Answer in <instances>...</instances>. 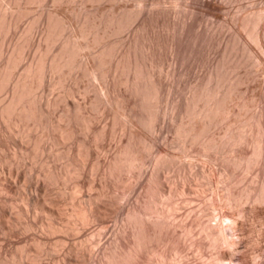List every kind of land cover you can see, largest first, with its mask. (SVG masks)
<instances>
[{"label": "rangeland", "instance_id": "obj_1", "mask_svg": "<svg viewBox=\"0 0 264 264\" xmlns=\"http://www.w3.org/2000/svg\"><path fill=\"white\" fill-rule=\"evenodd\" d=\"M31 2L0 3L1 100L41 80L0 100V264H264V0Z\"/></svg>", "mask_w": 264, "mask_h": 264}, {"label": "bare ground", "instance_id": "obj_2", "mask_svg": "<svg viewBox=\"0 0 264 264\" xmlns=\"http://www.w3.org/2000/svg\"><path fill=\"white\" fill-rule=\"evenodd\" d=\"M3 1H5V0H3ZM14 1H15V0H14ZM21 1H22V0H21ZM23 1H24V0H23ZM26 1H28V0H26ZM31 1H32V0H30V3H32ZM39 1H40V0H39ZM1 2H2V0H1ZM1 2H0V3H1ZM7 2H8V1H7ZM8 3H9V2H8ZM27 3H28V2H27ZM9 4H10V3H9ZM0 5H3V4H0ZM4 5H5V3H4ZM6 6H7V4H6ZM2 7H3V6H2ZM4 8H5V6H4ZM7 8H8V7H7ZM10 8H11V6H10ZM10 8H8V9H10ZM12 10H13V9H12ZM3 11H4V10H3ZM5 11H6V10H5ZM10 11H11V10H10ZM13 11H14V10H13ZM1 12H2V11H1ZM6 12H7V11H6ZM9 13H10V12H9ZM10 14H11V13H10ZM55 14H56V13H55ZM55 14H54V15H55ZM113 14H115V13H113ZM1 15H2V14H1ZM6 15H7V13H6ZM51 15H53V14H51ZM51 15H50V16H51ZM54 15H53V16H54ZM57 15H58V14H56L55 16H57ZM87 15H88V14H87ZM87 15H86V16H87ZM109 15H110V14H109ZM10 16H12V15H10ZM55 16H54V17H55ZM89 16H90V15H89ZM107 16H108V15H107ZM112 16H113V15H112ZM116 16H117V15H116ZM54 17H53V18H54ZM120 17H121V16H120ZM0 18H1V16H0ZM4 18L7 19V18H10V17H4ZM50 18H52V17H50ZM112 18H113V17H112ZM118 18H119V17H118ZM122 18H123V17H122ZM1 19H3V18H1ZM1 19H0V21H2ZM6 19H5V20H6ZM14 19H16V18H14ZM48 19H49V18H48ZM56 19H57V18H56ZM90 19H91V18H90ZM92 19H93V17H92ZM109 19H110V18H108V19H106V20H109ZM114 19H116V18H114ZM53 20L55 21V18H54ZM59 20H60V19H59ZM59 20H56V22L59 21ZM62 20H63V19H62ZM95 20H96V19H95ZM95 20H94V21H95ZM48 21H49V20H48ZM88 21H89V20H88ZM103 21H104V20H103ZM109 21H110V20H109ZM111 21H113V20H111ZM115 21L117 22V20H115ZM121 21H122V20H121ZM123 21H124V20H123ZM7 22H8V21H7ZM7 22H6V23H7ZM11 22H13V21H10V22H9L10 25H11ZM15 22H16V21H15ZM83 22H84V21H83ZM91 22H92V21H91ZM91 22H90V23H91ZM101 22H102V20H101ZM2 23H3V22H2ZM6 23H5V26H6ZM9 23H7V24H9ZM52 23H53V21H52ZM84 23H85V22H84ZM0 24H1V23H0ZM53 24H55V22H54ZM57 24H58V23H57ZM85 24L88 26L87 23H85ZM91 24H92V23H91ZM93 24L95 25V22H93ZM99 24H100V22H99ZM106 24H107V23H106ZM111 24H112V23H111ZM2 25H3V24H2ZM12 25H13V24H12ZM12 25H11V26H12ZM14 25H15V23H14ZM49 25H50V24H49ZM81 25L84 26V24H82V23H81ZM86 25H85V26H86ZM94 25H93V26H94ZM101 25H102V24H101ZM107 25H109V24H107ZM255 25H256V24H255ZM7 26H8V25H7ZM56 26H57V25H55V27H56ZM60 26H61V25H60ZM64 26H65V25H64ZM85 26H84V27H85ZM95 26H97V25H95ZM99 26H100V25H99ZM103 26H104V25H103ZM113 26H114V24H113ZM115 26H116V24H115ZM117 26H118V25H117ZM117 26H116V27H117ZM0 27H1V25H0ZM8 27H9V26H8ZM47 27H49V26H47ZM52 27H53V26H52ZM80 27H81V26H80ZM107 27H108V26H107ZM5 28H6V27H5ZM50 28H51V26H50ZM50 28H49V30H50ZM57 28H58V27H57ZM93 28H94V27H93ZM95 28H96V27H95ZM105 28H106V27H105ZM110 28H111V27H110ZM112 28H115V27H112ZM119 28H120V27H119ZM1 29L3 30L4 27L2 26ZM11 29H12V28H11ZM51 29L53 30L54 28H51ZM55 29H56V28H55ZM64 29H65V27H64ZM80 29H81V28H80ZM86 29H90V28H86ZM96 29H97V28H96ZM106 29H107V28H106ZM106 29H105V30H106ZM253 29H254V28H253ZM49 30L47 29V32H48ZM65 30H66V29H65ZM82 30H83V29H82ZM82 30L80 31L81 34H82ZM10 31H11V30H9V32H10ZM63 31H64V30H63ZM87 31H88V30H86V32H85L86 34H88V33L90 34V33H91V31H90V32L88 31V33H87ZM103 31H104V30H103ZM115 31H116V30H115ZM115 31H113V32H115ZM4 32H5V31H4ZM7 32H8V31H7ZM50 32H51V31H50ZM52 32H54V31H52ZM56 32H57V31H56ZM61 32H62V31H61ZM94 32H95V31H94ZM97 32H98V30H97ZM100 32H101V31H100ZM106 32H107V31H106ZM113 32H112V33H113ZM117 32H118V31H117ZM62 33H64V32H62ZM66 33H67V32H66ZM74 33H75V32H74ZM101 33H103V32H101ZM107 33H108V32H107ZM109 33H110V32H109ZM1 34L3 35L4 33H1ZM5 34H7V33L5 32ZM50 34H51V33H50ZM57 34H58V33H57ZM81 34H80V35H81ZM94 34H95V33H94ZM96 34H100V33H96ZM103 34H105V33H103ZM46 35H49V34L46 33V34H45V37H46ZM55 35H56V34H55ZM55 35H54V36H55ZM59 35H60V31H59ZM59 35H58V37H59ZM61 35H62V34H61ZM61 35H60V37H61ZM82 35H84V34H82ZM69 36H70V35H69ZM71 36H73V35H71ZM86 36H87V35H86ZM86 36H84V37H85V38H88V37H86ZM88 36H89V35H88ZM91 36H93V35H91ZM100 36L103 37V35H100ZM5 37H6V36H5ZM50 37H51V35H50ZM56 37H57V36H56ZM76 37H77V36H76ZM76 37H75V38H76ZM1 38L3 39L4 37H1ZM1 38H0V39H1ZM73 38H74V37H72V39H73ZM80 38H81V37H80ZM91 38H92V37H91ZM98 38H99V36H98ZM98 38L95 37V39L97 40V42H98ZM256 38H257V37H256ZM47 39H48V36H47ZM51 39H52V38H51ZM60 39H61V38H60ZM60 39H59V40H60ZM62 39H64V38H62ZM65 39H66V38H65ZM68 39H69V37H68ZM77 39H79V38H77ZM77 39H76V40H77ZM82 39H83V41L85 40V39L83 38V36H82ZM82 39H81V40H82ZM95 39H94V40H95ZM56 40H57V39H56ZM73 40H74V39H73ZM90 40H91V39H90ZM99 40H100V38H99ZM257 40H258V39H257ZM0 41L2 42V40H0ZM3 41H4V40H3ZM48 41H50V38H49ZM61 41H62V40H61ZM63 41H64V40H63ZM63 41L60 42V44L63 43ZM86 41H87V39H86ZM91 41H92V40H91ZM45 42H46V41H45ZM51 42H52V40H51ZM51 42H50V43H51ZM57 42H58V41H57ZM57 42H55V44H56ZM67 42H68V41H67ZM69 42H70V41H69ZM73 42H75V41H73ZM97 42H96V43H97ZM3 43H6V44H7V42H3ZM53 43H54V42H53ZM53 43H51V45H52ZM71 43H72V42H71ZM75 43H77V42H75ZM75 43H74V44H75ZM80 43H81V41H80ZM85 43H86V42H85ZM68 44L70 45V43H68ZM74 44H72V47H71V48H73V49H70V50H71V51L73 50V52H78V51H80V50L77 51V49L79 48V46L77 47V46H75ZM88 44H89V42H88ZM91 44H92V43H91ZM8 45H9V44H8ZM8 45H7V46H8ZM23 45H25V44H23ZM46 45L48 46V43H47ZM49 45H50V44H49ZM66 45H67V44H66ZM92 45H93V44H92ZM0 46H1V45H0ZM25 46H26V45H25ZM25 46H24V47H25ZM61 46H62V45H61ZM63 46H64V44H63ZM84 46H86V45H84ZM22 47H23V46H22ZM68 47H69V46H68ZM76 47H77V48H76ZM81 47H82V46H81ZM6 48H8V47H6ZM50 48H51V46H50ZM61 48H62V47H61ZM0 49H1V48H0ZM2 49H4L3 46H2ZM2 49H1V50H2ZM22 49L24 50V48H22ZM46 49H49V48L46 47ZM63 49H64V48H63ZM66 49H67V48H66ZM86 49H87V48H86ZM5 50H6V49H5ZM5 50H4V51H5ZM50 50H51V49H50ZM58 50H59V49H58ZM74 50H75V51H74ZM103 50H104V49H103ZM103 50H102V51H103ZM109 50H110V49H108V51H109ZM8 51H10V50H8ZM8 51H7V52L5 51V52L8 53ZM46 51H47V50H46ZM51 51H52V50H51ZM51 51H50L49 54H51ZM60 51H61V50H60ZM60 51H59V52H60ZM62 51H63V50H62ZM83 51H84V49H83ZM83 51H82V52H83ZM108 51H106V52H108ZM12 52H13V51H12ZM21 52H22V51L20 50L19 53H21ZM48 52H49V50H48ZM48 52H47V53H48ZM66 52H67V51H66ZM66 52H65V53H66ZM73 52H72V53H73ZM80 52H81V51H80ZM104 52H105V50H104ZM0 53L2 54V53H4V52H0ZM14 53H15V51H14ZM19 53H18V54H19ZM23 53H24V52H23ZM23 53H22V54H23ZM44 53H45V50H44ZM52 53H53V51H52ZM1 54H0V57H1ZM9 54H10V52H9ZM16 54H17V53H16ZM18 54H17V55H18ZM22 54H21V55H22ZM59 54H60V57H61V53H59ZM69 54H70V53H68V55H69ZM102 54H103V56H104L105 53H100V55H102ZM10 55H11V56H14V55H12V54H10ZM17 55H16V56H17ZM21 55H20V57H21V59H23L24 54H23V56H21ZM42 55H45V54H43V52H42V53H41V56H42ZM52 55H53V54H52ZM54 55H56V54H54ZM62 55L65 57L64 52L62 53ZM68 55H67L66 57H68ZM73 55H74V53H73ZM78 55H79V54H78ZM100 55H99V56H100ZM11 56H10V57H11ZM41 56H39V57H40L39 60H38L39 62H40ZM46 56H49V55L46 54ZM46 56H45V58H46ZM58 56H59V55H58ZM70 56H71V55H70ZM70 56H69V57H70ZM105 56H106V55H105ZM8 57H9V56H8ZM17 57H19V55H18ZM42 57H43V56H42ZM52 57H53V56H52ZM56 57H57V56H56ZM4 58H5V57H4ZM6 58H7V57H6ZM6 58H5V59H6ZM12 58H13V59H12L13 62H12V64H10V65H14L13 63H16V64H17V62H19V61H17V60H14V59H16L15 56L12 57ZM45 58H44V57L42 58V61L44 62V63L41 62L42 64H45L47 61H48V62L51 61V60H50V61L47 60L48 58L46 59L47 61H44L43 59H45ZM50 58H51V57H50ZM50 58H49V59H50ZM54 58H55V56L53 57V59H54ZM57 58H58V57H57ZM72 58H73V57H72ZM75 58H76V56H75ZM97 58H98V57H97ZM102 58H103V57H102ZM7 59H9V58H7ZM21 59H20V61H21ZM61 59H63V58H61ZM70 59H71V58H70ZM0 60H3V61H4L3 58L0 59ZM9 60H10V59H9ZM12 60H10V61H12ZM55 60H56V58H55ZM55 60H54V61H55ZM64 60H65V58H64ZM66 60H67V59H66ZM66 60H65V61H66ZM73 60H74V58H73ZM75 60H76V59H75ZM77 60H78V58H77ZM79 60H80V59H79ZM102 60H103V59H102ZM104 60H105V59H104ZM15 61H17V62H15ZM70 61H72V59H71ZM0 62H1V61H0ZM7 62L9 63V61H7ZM21 62H22V61H21ZM31 62H32V60H31ZM33 62H34V61H33ZM33 62H32V63H33ZM39 62H38V67H39V66L42 67V65H40ZM52 62H53V61H52ZM63 62H64L63 60H60V59L58 58V60H56V62H54L55 65H54L53 67H54V68H57L56 70H58V69H59V66H60ZM72 62H73V61H72ZM76 62H77V61H76ZM80 62H81V61H80ZM101 62H102V61H101ZM3 63H4V62H3ZM8 63H7V64H8ZM29 63H30V62H29ZM29 63H27V64H29ZM50 63H51V62H50ZM68 63L70 64L71 62H68ZM68 63H66L67 66H68ZM102 63H103V62H102ZM18 64L20 65V62H19ZM27 64H26V67H28ZM30 64H31V63H30ZM33 64H35V63H33ZM36 64H37V63H36ZM66 64H63V65H64L67 69H69L70 67L68 68V67L66 66ZM71 64H72V63H71ZM71 64H70V66H71ZM0 65H1V64H0ZM10 65H9L8 67H10ZM45 65H51V66H49L50 69H51V67H52L53 64H52V63H51V64L46 63ZM73 65H74V64H73ZM76 65H78V64H76ZM100 65H102V64L100 63V64L97 65V66L99 67ZM16 66H17V68H18V65H16ZM16 66L14 65V66H12L10 69H11V70H14V69H12V68H16ZM64 66H63V67L61 66V67H62V68H65ZM74 66H75V65H74ZM78 66H79V65H78ZM8 67H7V68H8ZM24 67H25V65H24ZM36 67H37V66H36ZM36 67H35V68H36ZM38 67H37V68H38ZM41 67H40V68H41ZM43 67H44V68H43L44 71L41 70L40 68H39V69H40L39 71H37L38 69L36 70L37 73H38V75H39L40 73H42V75H43V72L46 73L45 71H47V69H45V68H46L45 66H43ZM47 67H48V66H47ZM53 67H52L51 70H53ZM71 67H72V66H71ZM75 67H76V66H75ZM1 68H2V67H1ZM1 68H0V86H1V87H0V91L2 90V85L4 86V83H6L7 81H9V80L11 79V76H12V74H11L12 72H10L11 70H10V69H9L10 71L7 70L8 77H6V78H8V79H7V80L5 79V82H4V78H5L4 75L6 76V74H3V73H4V69L6 68V66H5L4 69H3V68L1 69ZM33 68H34V66H33ZM35 68H34V69H35ZM62 68H61V69H62ZM66 68H65V69H66ZM65 69H64V70H65ZM74 69H75V68H74ZM74 69H73V70H74ZM26 70H28L29 72L27 71L28 74H24V75H25V78H26V75H27V76L29 75L30 77H32V76H36V74H35V75H30V74L32 73V65H30V66L28 67V69H26ZM26 70H25V72H24V70H23V73H26ZM48 70H49V69H48ZM2 71H3V73H2ZM34 71H35V70H34ZM40 71H43V72H40ZM59 71H60V69H59ZM59 71H57V72H59ZM61 71H62V70H61ZM71 71H72V70H71ZM87 71H88V70H86V72H87ZM16 72H18V69H17ZM19 72H20V71H19ZM47 72H48V71H47ZM51 72H53V71H51ZM54 72H56V71H54ZM54 72H53V73H54ZM57 72H56V73H57ZM89 72H90V71H89ZM139 72H140V71H139ZM5 73H6V71H5ZM14 73H15V72H14ZM34 73H36V72H34ZM56 73H55V74H56ZM63 73H66V71L63 72ZM67 73H68V72H67ZM69 73H70V72H69ZM2 74H3V75H2ZM9 74H11V75H9ZM17 74H18V73H17ZM20 74H21V72H20ZM32 74H33V73H32ZM47 74H49V72H48ZM60 74H62V72H61ZM88 74H89V73H88ZM90 74H92V73H90ZM140 74H141V72H140ZM136 75H138V74H136ZM29 76H28V77H29ZM46 76H47V75H46ZM61 76L63 77V74H62ZM65 76H66V74H65ZM20 77H22V78H20ZM20 77L17 76L18 80H19V79H22V80H21L22 82H23V80L26 81V82L28 81V80H27L28 77H27V79L23 78L24 76H22V75H21ZM36 77H37V76H36ZM41 77H42V76H41ZM43 77H45V76L43 75ZM136 77H137V76H136ZM138 77H139V76H138ZM2 78H3V83H1ZM12 78H14V77L12 76ZM39 78H40V77H39ZM31 79H32V78H31ZM33 79H34V78H33ZM40 79H41V78H40ZM144 79H145V78H144ZM13 80H14V79H12L11 81H13ZM18 80H16V82L13 81V82H15L14 84L11 82L14 86L10 87V86L8 85L10 88L13 89V91H12L13 94L11 93L12 96L10 95L11 98L9 97L10 100H8V102H7L6 104L3 103L5 100L2 101V100H1V99H2V96H0L1 103H3V106H4V107L2 106L3 109H2L1 117H2L3 115H5V119H6V116H7V115L9 116V115L12 114L13 112H14V113L16 112V114H17V113L19 114V111H18V110H17L18 112L15 111L16 108H17L16 106H18V104H20L21 101L24 100V98L26 99V97H27L28 94L30 95V93L33 91L34 87L37 88V87H39L40 84H41V80H40V81H39L40 84L37 85V87H36V84H38V82H37L36 79H34L37 83L35 82V84H33L34 82H33V80H31L33 85L30 83L31 85L28 84V86H27V83H29V82H27V83H26V82H23V83L21 82V83H19V82H17ZM42 80L44 81V79H42ZM141 80H142V79H141ZM29 81H30V79H29ZM136 81H139V79H138V80L136 79ZM142 81H143V80H142ZM221 81H222V80H220V82H221ZM146 82H147V81H146ZM153 82H154V81H153ZM11 83H10V84H11ZM137 83H139V82H137ZM147 83H148V82H147ZM217 83H219V82H217ZM221 83H222V82H221ZM7 84H8V83H6V85H7ZM141 84H142V83H141ZM143 84H144V83H143ZM154 84H155V83H154ZM207 84H208V83H207ZM209 84H210V83H209ZM151 85H152V84H151ZM135 86L138 87V85H136V84H135ZM139 86H140V85H139ZM211 86H213V85L210 84V87H211ZM215 86H216V83L214 84V87H215ZM218 86H219V85H218ZM40 87H41V86H40ZM40 87H39V88H40ZM151 87H152V86H151ZM210 87H209V88H210ZM6 88H8V87L6 86ZM139 88H140V87H139ZM141 88H142V87H141ZM144 88H145V87H144ZM157 88H158V86H157ZM157 88H156V89H157ZM149 89H150V87H149ZM202 89H203V88H202ZM213 89H214V88H213ZM213 89H212V90H213ZM3 90L5 91L6 89L3 88ZM7 90H8V89H7ZM35 90H36V89H35ZM35 90H34V92H36ZM140 90H141V89H140ZM146 90H147V87H146ZM150 90H151V89H150ZM150 90H149V93L151 92ZM153 90H154V88H153ZM205 90H207V89L205 88ZM217 90H218V87H217ZM217 90H216V91H217ZM219 90H221V88H220ZM219 90H218V91H219ZM4 91H3V93H4ZM38 91H39V90H38ZM147 91H148V90H147ZM208 91H209V90H208ZM142 92H143V91H142ZM155 92H158V91L156 90ZM155 92H154V93H155ZM0 93H1L2 95H5V94H6V92H5L4 94H3L2 92H0ZM36 93H37V92H36ZM38 93H39V92H38ZM144 93H145V92H144ZM210 93H211V92H210ZM210 93H209V94H210ZM7 94H8V93H7ZM31 94H32V93H31ZM198 94H199V93H198ZM198 94H197V95H198ZM206 94H207V93H206ZM213 94H215V92H214ZM217 94H218V93H217ZM225 94H226V93H225ZM228 94H229V93H228ZM228 94H226V95H228ZM29 95H28V97H29ZM35 95L38 96V94H35ZM39 95H40V94H39ZM41 95H42V94H41ZM41 95H40V97H41ZM146 95H147V94H146ZM149 95H151V94H149ZM152 95H154V94H152ZM155 95H156V94H155ZM200 95H201V94H200ZM219 95H221V94H219ZM5 96H7V95H5ZM5 96H4V97H5ZM33 96H34V93H33ZM144 96H145V95H144ZM195 96H196V95H195ZM195 96H194V97H195ZM205 96H207V95H205ZM214 96H215V95H214ZM221 96H223V95H221ZM4 97H3V99H4ZM7 97H8V96H7ZM7 97H5V98H7ZM28 97H27V98H28ZM34 97H35V96H34ZM34 97H33V98H34ZM40 97H39V98H40ZM149 97H151V96H149ZM154 97H155V96H154ZM210 97H211V96H210ZM212 97H213V96H212ZM215 97H216V96H215ZM223 97H224V96H223ZM223 97H222V98H223ZM33 98H32V99H33ZM41 98H42V97H41ZM145 98H147V97H145ZM145 98H144V99H145ZM195 98H197V97H195ZM30 99H31V96H30ZM32 99H31V100H32ZM154 99H155V98H154ZM193 99H194V98H193ZM218 99H219V101H220L221 98H218ZM6 100H7V99H6ZM31 100H30V101H31ZM36 100H37V99H36ZM145 100H147V99H145ZM145 100H144V101H145ZM148 100H149V99H148ZM197 100H198V98H197ZM197 100H196V101H197ZM215 100H217V99H215ZM221 100H222V99H221ZM32 101H34V100H32ZM32 101H31V104H32ZM39 101H41V99H40ZM142 101H143V100H142ZM149 101H150V100H149ZM154 101H155V100H154ZM190 101H192V100H190ZM194 101H195V100H194ZM196 101H195V102H196ZM213 101H214V100H213V98H212V101H209V102H213ZM5 102H6V101H5ZM23 102H24V101H23ZM25 102L27 103V100H26ZM150 102H151V101H150ZM195 102H194V103H195ZM206 102H207V105H208L209 103H208L207 100H206ZM216 102H217V101H216ZM222 102H223V101H222ZM28 103H29V102H28ZM33 103H35V102H33ZM142 103H143V102H142ZM146 103H147V102H146ZM151 103H152V102H151ZM214 103H215V101H214ZM22 104H23V103H21L20 105H22ZM24 104H25V103H24ZM24 104H23L22 107H24ZM39 104H40V103H39ZM204 104H205V103H204ZM217 104H219V103L217 102ZM217 104H216V105H217ZM25 105H26V104H25ZM29 105H30V104H29ZM145 105H147V104H145ZM216 105H215V106H216ZM0 106H1V104H0ZM26 106H27V105H26ZM30 106H31V105H30ZM30 106H29V107H30ZM32 106H33V104H32ZM32 106H31V107H32ZM39 106H40V105H39ZM191 106H192V105H191ZM195 106H196V105H195ZM213 106H214V105H213ZM213 106H212V108H213ZM19 107H20V106H19ZM19 107H18V108H19ZM27 107H28V106H27ZM27 107H26L25 109H28V111H30V114H31V110H35L38 106H37V107H34L35 109H32L33 107H32V108L30 107L31 110H29L30 108H27ZM209 107H210V106H209ZM0 108H1V107H0ZM38 108L40 109V107H38ZM38 108H37L36 112L38 111ZM144 108H145V107H144ZM146 108H147V107H146ZM204 108H205V107H204ZM207 108H208V107H206V109H207ZM210 108H211V107H210ZM210 108H209V109H210ZM20 109H21V108H20ZM20 109H19V110H20ZM190 109H191L190 112H192V110L194 111V107H193V108L190 107ZM213 109H214V108H213ZM215 109H216V108H215ZM215 109H214V110H215ZM217 109H218V108H217ZM21 110H22V109H21ZM21 110H20V111H21ZM24 111H26V110H24ZM40 111H41V110H40ZM209 111H213V110L211 109V110H209ZM209 111H207V112L209 113ZM6 112H8L7 115H6ZM36 112L34 113L35 115L37 114ZM188 112H189V111H187V113H188ZM195 112H196V111H195ZM207 112H206V113H207ZM217 112H219V110H218ZM217 112H216V114H217ZM4 113H5V114H4ZM22 113H23L22 117L24 118V114H25V112H22ZM22 113H21V114H22ZM28 113H29V112H28ZM38 113H39V112H38ZM203 113H204V111H203ZM206 113H205V114H206ZM212 113H214V112H212ZM212 113L210 112V114H212ZM34 114H33V116H34ZM40 114H41V112H40ZM40 114H39V116H41ZM191 114H192V113H191ZM191 114H189V115H191ZM194 114H195V113H194ZM210 114H209V115H210ZM214 114H215V113H214ZM216 114H215V116H216ZM12 115H13V114H12ZM26 115H27V114H26ZM187 115H188V114H187ZM189 115H188V116H189ZM206 115L209 116L208 114H206ZM206 115H205V116H206ZM10 116H11V115H10ZM29 116H30V115H29ZM29 116H27V117H29ZM31 116H32V115H31ZM37 116H38V115H37ZM39 116H38V117H39ZM202 116H203V115H202ZM207 116H206V117H207ZM17 117H18V116H17ZM17 117H16V118H17ZM25 117H26V116H25ZM27 117H26V119H27ZM35 117H36V116H35ZM189 117H190V116H189ZM200 117H201V114H200ZM200 117H199V118H200ZM210 117H212V116H210ZM9 118H10V117H9ZM9 118L6 119L7 122H8V119H9ZM14 118H15V117H14ZM16 118H15V119H16ZM19 118H20V117H19ZM19 118H18V119H19ZM29 118L31 119V117H29ZM29 118H28V119H29ZM207 118H208V117H207ZM214 118H215V117H214ZM2 119H3V117H2ZM5 119H4V120H5ZM11 119H12V118H11ZM15 119H14V121H15ZM28 119H27V120H28ZM36 119H37V117H36ZM191 119H194V118H191ZM209 119H211V118H209ZM23 120H24V119H23ZM207 120H208V119H206V121H207ZM2 121H3V120H2ZM10 121H12V120H10ZM20 121H21V120H20ZM202 121H204V120L202 119ZM3 122H4V121H3ZM16 122H17V121H16ZM188 122H189V121H188ZM192 122H193V121H192ZM207 122H209V121H207ZM207 122H206V123H207ZM5 123H6V122H5ZM10 123H11V122H10ZM14 123H15V122H14ZM14 123H12V124L14 125ZM6 124H7V123H6ZM6 124H5V125H6ZM182 124H183V123H182ZM185 124H186V123H185ZM192 124H193V123H192ZM202 124H203V123H202ZM10 125H11V124H10ZM186 125H188V124H186ZM186 125H185V126H186ZM7 126H9V124H8ZM180 126H181V125H180ZM190 126H191V125H190ZM6 128H7V127H6ZM8 128H9V127H8ZM185 128H186V127H185ZM185 128H184V130H185ZM188 128H189V125H188ZM188 128H187V130H188ZM207 128H208V127H207ZM11 129H13V128H11ZM191 129H192V128H191ZM201 129H202V128H201ZM7 130H8V129H7ZM189 130H190V129H189ZM204 130H206V128H204ZM12 131L15 132L14 130H12ZM182 131H183V130H182ZM182 131H180V132H182ZM197 131H198V130H197ZM201 132H202V131H201ZM201 132H200V133H201ZM204 132H205V131H204ZM9 133H10V132H9ZM187 133H188V131H187ZM11 134H12V133H10L9 136H11ZM184 134H186V133H184ZM184 134H183V135H184ZM188 134H189V133H188ZM194 134H195V133H194ZM196 134H197V133H196ZM229 134H230V133H229ZM186 135H187V134H186ZM202 135H204V134L202 133ZM15 136H16V134H15ZM190 136H191V135H190ZM199 136H200V135H199ZM226 136H227V135H226ZM231 136H232V134H231ZM231 136H229V137H231ZM186 137H187V136H186ZM195 137H196V136H195ZM201 137H202V136H201ZM229 137H228V140H229ZM232 137H234V136H232ZM237 137H240V136H237ZM12 138H13V137H12ZM189 138H190V137H189ZM198 138H199V137H198ZM236 139L239 140L240 138H236ZM14 140H15V138H14ZM230 140H231V139H230ZM238 140H237V141H238ZM12 141H13V140H11V142H12ZM15 141H16V140H15ZM15 141H14V142H15ZM207 141H208V140H207ZM211 141H212V140H211ZM237 141H235V142H237ZM239 141H241V140H239ZM257 141H258V140H257ZM257 141H256V142H257ZM14 142H13V143H14ZM212 142H213V141H212ZM258 143H259V142H258ZM260 143H261V142H260ZM260 143H259V144H260ZM205 144H206V143H205ZM205 144H204V145H205ZM11 145H12V143H11ZM206 146H207V145H206ZM255 146H257V145L255 144ZM260 146H261V145H260ZM2 147H3V146H2ZM13 147H14V146H13ZM261 147H262V146H261ZM0 148H1V147H0ZM10 148H11V147H10ZM204 148H205V147H204ZM208 148H209V147H208ZM257 148H258V146H257ZM12 149H13V148H12ZM14 149H15V148H14ZM205 149H206V148H205ZM1 150H2V149H1ZM15 150H16V149H15ZM206 150H208V149H206ZM254 150H255V153H254V154H256L257 151L260 150V148H259L258 150H257L256 148H254ZM2 151H5V150L3 149ZM2 151H1V152H2ZM10 151H11V149H10ZM13 151H14V150H13ZM15 152H16V151H15ZM260 152H261V151H260ZM10 154H11V153H10ZM256 155H257V154H256ZM11 157H12V154H11ZM11 157H10V158H11ZM0 158H1V157H0ZM10 158H9V161H10ZM12 158H13V157H12ZM1 160H2V159H1ZM6 160H8V158L5 159L4 161H6ZM12 160H13V159H12ZM4 161H3V162H4ZM9 161H7L6 163H9ZM14 161L16 162V160H14ZM11 162H12V161H11ZM11 162H10V163H11ZM6 163H5V164H6ZM12 163H13V162H12ZM0 164H1V163H0ZM5 164H4V165H5ZM15 164H16V163H15ZM2 165H3V164H1V166H2ZM8 166H9V165H8ZM10 168H11V170L14 169V168H12V167H10ZM6 169H7V167H6ZM8 169H9V168H8ZM11 170L9 169L10 172H8V173H10V174H9V175H10L9 177L12 178V177H14V176H13L14 174H12L13 171H12V173H11ZM4 171H5V169H4ZM14 171H15V170H14ZM0 172H1V171H0ZM15 172H16V171H15ZM15 172H14V173H15ZM4 174H5V173H4ZM0 175H1V174H0ZM7 175H8V174H7ZM1 176H2V175H1ZM1 176H0V177H1ZM2 177H4V175H3ZM2 177H1V178H2ZM5 178H7V177H5ZM5 180H6V179H5ZM7 180H9V179H7ZM11 180H12V179H11ZM13 180H14V178H13ZM13 180H12V183L14 184L15 182H14ZM2 181H3V179H2ZM2 181H1V183H2ZM15 181H16V179H15ZM5 183H6V181H5ZM9 184H10V183H9ZM1 185H2V184H1ZM1 185H0V186H1ZM6 186H7V185H6ZM14 186H15V185H14ZM0 188H1V187H0ZM5 188H6V187H5ZM5 188H4V189H5ZM4 189H3V190H4ZM10 189H11V188H10ZM14 189H15V188H14ZM11 190H12V189H11ZM0 191H2V189H1ZM7 191H8V190H6L5 192H7ZM15 191H16V190H15ZM8 192H9V191H8ZM14 193H15V192H14ZM1 194H2V193H1ZM9 194H10V193H9ZM9 194H7V197H9V196H8ZM2 195H3V194H2ZM5 195H6V194H5ZM11 195H12V194H11ZM0 196H1V195H0ZM1 197H2V196H1ZM1 197H0V198H1ZM13 197H15V195H13ZM5 198H6V197H5ZM11 198H12V197H11ZM11 198H10V200H11ZM15 198H16V197H15ZM1 199H3V198H1ZM1 199H0V200H1ZM12 199H13V198H12ZM6 200H7V199H6ZM6 200H5V201H6ZM10 200H9V201H10ZM5 201H2L1 204H2L3 202L6 203ZM7 201H8V200H7ZM12 202H13V201H12ZM15 202H16V199H15ZM15 202H13V203H15ZM4 203H3V204H4ZM8 203H9V202H8ZM8 203H7V204H8ZM13 203H12V204H13ZM7 204H4V206L2 205L3 208L5 207V208L7 209V207H6V206H8ZM9 204H11V203H9ZM5 205H6V206H5ZM2 206H1V207H2ZM10 206H13V205H10ZM10 208H11V207H10ZM14 208H16V203H15V207H14ZM8 209H9V208H8ZM12 209H13V207H12ZM4 211H6V210H4ZM12 211H13V210H12ZM0 213H1V211H0ZM2 213H3V212H2ZM2 213H1V214H2ZM4 214H5V213H4ZM0 216H1V215H0ZM6 216H7V215H6ZM0 218H1V217H0ZM2 218H3V216H2ZM2 218H1V219H2ZM7 218H8V216H7ZM229 218H230V217H229ZM3 220H6V219H5V216H4V219H3ZM7 220H8V219H7ZM7 220H6V221H7ZM8 221H10V220H8ZM232 221H233V220H232ZM8 223H9V222H8ZM8 223H6V226H7ZM14 223H16V222H14ZM14 223H13V224H14ZM0 224H1V223H0ZM13 224H12V225H13ZM1 225H2V224H1ZM15 225H16V224H15ZM10 226H11V225H10ZM10 226H9V227H10ZM13 226H14V225H13ZM9 227H8V229H9ZM223 227H224V226H223ZM2 228H3V227H2ZM12 228H13V227H11V229H12ZM224 228H227V227H224ZM0 230H1V229H0ZM2 231H3V232H6L7 230H6V231L2 230ZM222 231H223V230L219 231V233L222 232ZM7 233H8V232H7ZM213 233H214V232H213ZM217 233H218V232H217ZM219 233H218V234H219ZM223 233H224V232H223ZM223 233H221V235H222ZM225 233H226V232H225ZM213 235H214V234H213ZM224 235H225V234H224ZM215 236H216V235H215ZM217 236H218V235H217ZM222 236H223V235H222ZM231 236H232V235H231ZM213 238H214V237H213ZM219 238H221V236H219L218 239H219ZM218 239H215V241L218 240ZM114 246H115V245H114ZM0 247H1V246H0ZM111 247H112V246H111ZM116 247H117V246H116ZM114 249H115V247H114ZM116 249H117V248H116ZM110 251H111V250H110ZM117 251H118V249H117ZM117 251H116V252L114 251L115 253H113V255H115V254L118 255V254H117ZM111 252H112V251H111ZM111 252H110V253H111ZM110 253H109V255H110ZM119 253H120V252H119ZM105 255H106V254H105ZM111 255H112V254H111ZM106 256H107L108 258H110L108 255H106ZM106 256H105V257H106ZM118 256H119V255H118ZM116 257H117V256H116ZM116 257H114V258H116ZM121 257H122V256H121ZM13 258H14V255H13ZM15 258H16V257H15ZM111 258H112V256H111ZM118 259H119V258H118ZM122 259H123V257H122ZM10 260H11V259H10ZM12 260H14V259H12ZM106 260H107V259H106ZM109 260H111V259H109ZM114 260H115V259H114ZM124 260H125V259H124ZM14 261H15V260H14ZM107 261H108V260H107ZM111 261H112V260H111ZM111 261H110V262H111ZM2 262H3V261H2ZM2 262H1V264H2ZM12 262H13V261H12ZM118 262H119V261H118ZM14 263L16 264V262H14ZM107 263H108V262H107ZM111 263L113 264L114 262H111ZM111 263H110V264H111ZM103 264H104V263H103ZM105 264H106V263H105ZM117 264H118V263H117Z\"/></svg>", "mask_w": 264, "mask_h": 264}]
</instances>
